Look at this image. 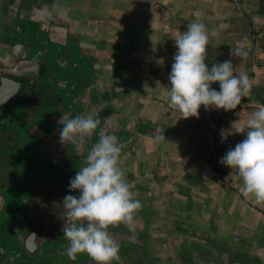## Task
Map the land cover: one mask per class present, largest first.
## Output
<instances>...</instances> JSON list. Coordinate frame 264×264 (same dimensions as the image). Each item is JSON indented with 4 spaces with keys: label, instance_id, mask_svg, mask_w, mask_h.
Returning <instances> with one entry per match:
<instances>
[{
    "label": "crops",
    "instance_id": "crops-1",
    "mask_svg": "<svg viewBox=\"0 0 264 264\" xmlns=\"http://www.w3.org/2000/svg\"><path fill=\"white\" fill-rule=\"evenodd\" d=\"M193 18L210 31L209 65L231 59L237 72L249 75L252 88L237 116L201 105L199 116L183 117L169 103L174 36ZM32 19L56 40L78 41L79 55L95 67L94 85L69 117L91 113L100 121L99 138L102 131L119 137L120 166L142 202L135 230L123 229L141 245L128 264H264V202L243 194L242 177L230 165L232 185H218L203 141L217 114L230 128L264 106V0L240 7L230 0H0L1 53L12 50L9 28ZM213 86L219 89V82ZM61 127L39 136L57 139ZM245 135L229 134L227 150ZM58 147L67 161L72 153L64 143Z\"/></svg>",
    "mask_w": 264,
    "mask_h": 264
},
{
    "label": "clouds",
    "instance_id": "clouds-1",
    "mask_svg": "<svg viewBox=\"0 0 264 264\" xmlns=\"http://www.w3.org/2000/svg\"><path fill=\"white\" fill-rule=\"evenodd\" d=\"M215 30H213V34ZM175 37L176 51L169 73V103L183 117L199 116L203 105L209 108L234 109L252 88L249 75L237 72L231 59L209 65L206 60L210 31L205 23L193 18L184 31ZM240 51L239 49L237 50ZM219 82V89L213 82ZM109 116L106 120H110ZM232 122L221 129L222 140L229 134L244 133L245 137L230 147L221 157L222 163L236 169L243 180L245 196L264 202V106L258 107L245 123ZM62 125L61 141H70L77 148L86 134L97 128L100 121L93 114H66L58 117ZM164 134L157 139H163ZM122 145L114 133L101 132L87 156L86 163L70 177L68 187L78 194L67 193L63 198V235L69 241L65 248L71 259L86 252L97 264H112L119 260L120 244L109 231V225L123 222L135 230L136 211L142 207L135 197L133 185L120 166Z\"/></svg>",
    "mask_w": 264,
    "mask_h": 264
},
{
    "label": "water",
    "instance_id": "water-1",
    "mask_svg": "<svg viewBox=\"0 0 264 264\" xmlns=\"http://www.w3.org/2000/svg\"><path fill=\"white\" fill-rule=\"evenodd\" d=\"M31 22L37 23L40 27V24L37 21H34L32 19ZM50 43L55 44L56 40H50ZM57 43L62 46L59 45L56 48V51L61 53L64 52V54H62V57H65L66 52L64 50H66L67 47L62 43ZM9 46L12 48V50L9 51L6 49L5 54L13 60H16L17 62L14 64L11 63V60H8L10 64H12V70L8 71V65L5 63L6 60L4 61V59H2L0 61V71H3V74L0 78V113H2L4 109H9V113L11 114L12 110H14L15 107L19 105V98L22 99L24 96L22 95V93H20L21 89L19 90V88L21 87L20 81L22 78L29 76L27 74H24L25 72L29 71L30 76L32 77V73L34 72L36 74V77L39 78L42 74V69L45 67H50L52 68V70L47 71V73L50 75L47 76L48 81L44 85L45 90L43 92V99L46 98V103L49 104V114L53 116L50 117V126L54 130L58 125V117L63 114L70 116L73 110L77 107V102L80 99V96H82V93L84 91L88 92L90 85L82 87L81 85H78L77 82H75L81 80L80 77L82 74L79 73L77 62L74 61L73 58H71V63H68V59L70 58L69 55H67V60H63L62 58L52 59V57H50V59L46 58L42 62V60H40V57L43 55L45 56V53L47 51L41 52L39 50L36 51L37 53L31 52V47L28 44L26 45V43L23 44L17 41H15L14 43L11 42ZM45 64L51 66H46ZM29 66L33 67L30 68ZM64 74L65 77H63ZM31 82L33 83V80H31ZM68 82H71V86L68 85ZM26 100H29L28 103H26L27 109L30 106L33 107L40 105L38 103V98L31 99L28 97ZM34 100H37L38 102L35 101L34 103H32L31 101ZM55 101L57 102L53 103ZM60 101L61 103H59ZM40 111L41 110H39L38 113ZM34 130L35 129L33 128V131ZM48 131L51 132V130ZM37 212V218L36 216H31V213L29 212L24 214L23 219L19 220L18 222V224H20V229H18L16 223L14 224L15 227L13 226V230L11 228L3 230V228L0 227V230L2 229V232L0 233V241L2 243H0V264L20 263L18 258L10 255V252H12L18 245L20 246V250H28V257L34 255L35 253H37V256L43 253L42 247L45 246L47 238L52 237L56 232L55 230H58V226L50 220L51 216L42 211V209L40 211L42 213H39L38 209ZM0 216L2 217L0 221L1 225L2 223H4V220L8 216V213H6V215ZM51 226H55V228L52 229ZM4 232H6L7 234H4ZM7 240H9V244L6 242ZM7 244L9 246H7ZM22 253L26 255V252H24L23 250ZM78 255L79 254H77V256ZM27 261L28 260L26 259V262ZM86 263L97 264V261L94 258H89Z\"/></svg>",
    "mask_w": 264,
    "mask_h": 264
},
{
    "label": "flooded vegetation",
    "instance_id": "flooded-vegetation-1",
    "mask_svg": "<svg viewBox=\"0 0 264 264\" xmlns=\"http://www.w3.org/2000/svg\"><path fill=\"white\" fill-rule=\"evenodd\" d=\"M42 31L45 32V46H41L39 44H37V48H34L33 52L36 51H47L48 53L51 52L50 48V40H56L54 39V35L51 33V30L46 26L44 28L39 27ZM68 38V36H67ZM62 43L63 45H67V43H72L75 44V46L79 49V44L78 41H76L74 38L70 37L69 39H67L66 41H59L56 40V43ZM38 48H44V49H38ZM37 53V52H36ZM11 60V63H16V60H13L12 58H9ZM40 60L41 57H40ZM63 63V62H62ZM30 68L33 66H29ZM93 69H95V67H93ZM24 74H27L29 76L24 77L21 79V87L19 88V90L21 89V92L23 96L22 99L19 98V106H24L26 105V103H28L29 100H26L28 97L33 99V98H38L39 102L37 100L31 101L32 103H34L35 101H37L40 105L42 103H44V99H43V94L41 93V89H37L38 86L35 84V82L37 81V77L36 74L33 72L32 76H30V72H25ZM31 77V78H30ZM31 80H33V83L31 82ZM32 84H31V83ZM95 82H93L92 84H90V86L94 85ZM40 88V87H39ZM26 92V93H25ZM46 101V100H45ZM3 114V112L1 113ZM4 116L0 115V125H5L4 124ZM34 132L32 133L33 136L37 139L43 140V147L40 148V150H37L34 156V160H35V166L36 169H32L30 170V174H25V177L21 176L20 174V170L18 169L17 165L9 164L8 161L6 162V160L8 159L7 157H9L8 155H6V149H11L12 145H10L7 142L12 141V137H7L5 141L6 144L4 143V146L2 145L0 147V209L2 212L8 213L7 209L5 208V205H7V201H8V197L5 196V194L8 193V195H10V190H13L15 188V183L18 182V180H23L24 178L26 179V181L24 182V186L25 188L28 190V195H26V198H24L23 200V207L25 205V203L27 202V199L31 197L32 200V204H31V216H36V218L38 217V215H36L38 212L36 211L38 209L39 213L41 209L42 211H44L45 213L49 214L50 220L53 221L57 226L58 229L60 230L59 227V222L62 220V223H64V213H65V209H64V205H63V198L64 196L69 193L72 192L73 194H78V189H72V190H67L66 186L63 184V182L66 180H63V176H74L76 171H78V168H80L83 166V160L86 161V156L91 148V146L96 143L99 139L98 134H96L97 136L95 137V133L99 132L97 130L93 131V139L91 141L87 142V148L85 151H83L81 153V151H79L80 147L77 148L74 144H72L70 141L65 140L64 142L61 141L60 136H58L57 139L54 140H49L46 138V136H39L40 133L45 134L44 131H40L37 127H34ZM2 130V129H1ZM2 139V137H1ZM1 141V140H0ZM4 141V140H2ZM92 142V143H91ZM62 143H64L65 146H67V150H69L68 155L70 154V152L72 153V156H68L67 161L63 160L65 158L62 150L63 147H58V145H61ZM7 147V148H6ZM50 150H53L52 152ZM72 150V151H71ZM78 150V151H77ZM40 154V155H39ZM83 158V159H82ZM70 160V161H69ZM43 162V163H41ZM51 162H55L58 165L54 166V170L50 171L49 175H46L45 173L37 170L42 169L41 167L44 166V169H47V167L51 166ZM8 163V164H7ZM86 162H84L85 164ZM71 164V168H68V165ZM48 165V166H47ZM39 166V167H37ZM33 167V168H34ZM19 170V172H18ZM21 178V179H20ZM44 186V188L42 187ZM16 189H14L11 193H15V197L16 195H18L19 193H17L15 191ZM41 192L42 194H39V197L37 196V193ZM33 194H36L35 196H33ZM36 206H34V205ZM44 204V205H42ZM30 207V206H29ZM36 212V213H35ZM30 213V212H29ZM1 215V214H0ZM109 231L110 233L113 235V237L119 242V240L123 237V239L127 240L130 244H131V250L129 253H127L124 257L121 256L122 253V247H121V242H119L120 244V255H119V263L120 264H128L127 260H128V256H130V254L134 251L135 248L140 247L141 245L138 243V241H136L133 238L130 237H126L125 235V231L123 229H127L126 224H124L123 222L118 223V224H112L109 225ZM52 229L55 228V226H51ZM51 229V230H52ZM57 231V230H55ZM124 233V234H123ZM53 238L56 239V236L53 234Z\"/></svg>",
    "mask_w": 264,
    "mask_h": 264
},
{
    "label": "trees",
    "instance_id": "trees-1",
    "mask_svg": "<svg viewBox=\"0 0 264 264\" xmlns=\"http://www.w3.org/2000/svg\"><path fill=\"white\" fill-rule=\"evenodd\" d=\"M9 29H10L9 32L5 35L6 36L5 40L6 41L8 40L7 43H9V44L11 42L14 43L15 41L23 43V44L26 43V45L28 44L31 47V50H32L31 52L34 51L35 47L37 48V46H36L37 44H39L41 46H45V39H46L45 38V32L39 28V25L37 23H33L31 21H25L23 25H18L16 27H12ZM50 45H51V48H50L51 52L50 53L46 52L45 56L44 55L41 56L42 62L46 58L50 59V57H52V59L53 58H55V59L62 58L63 60L64 59L67 60V55H69L70 58L68 59V63H71V58H73L74 61L77 62V68H78L79 73L82 74L80 77L81 80L75 81V82H77V84L81 85L82 87L88 86V85L92 84L93 82H95L96 76L93 75V74H95V72L93 70L92 64H89L90 62L85 57L79 56V54H78L79 49H77L75 44H72V43H67V45L65 44V46L67 47V49L64 50L66 52L65 57L64 56L62 57V54H64V52L61 53V52L56 51V48L60 44L50 43ZM60 46H62V45H60ZM38 49H44V48H38ZM46 66H51V65L47 64ZM48 70H52V68H50V67L43 68L41 76L35 82V84L38 86L37 89L38 90L41 89L42 94L45 90L44 85L48 81L47 76L50 75L47 73ZM63 77H65V74L63 75ZM68 85L71 86V82H68ZM56 102L57 101H55L53 103H56ZM0 115H3V114L0 113ZM10 122H11V118H10ZM4 124L7 125L6 122ZM5 125H0V129H3V127ZM8 137H10V136H8ZM5 144H6V142H5ZM41 163H43V162H41ZM51 163L52 164L50 166V169L48 167H47V169H44L45 164L43 163L44 166L41 167L42 169L37 170L38 173L40 171V173L43 172L46 175H49L50 171L54 170V166L58 165L55 162H51ZM37 167H39V166H37ZM68 168H71V164L68 165ZM23 177H25V176H23ZM70 177H72V175L71 176H63V180L66 179L63 182V184L66 186V189L69 191L72 190L68 187V185L70 183ZM25 181H26V179L24 178L22 181L18 180V182L15 183L14 189H16L15 191L17 193H19L18 195H16V197L14 196L15 193H11L14 189L10 190V195L6 194L8 197V201H7V205H5V208L7 209L8 216L5 218L4 223H2L0 225V227H2L3 230H7V228H11L13 230L14 229L13 226L15 223L17 224L18 229H20L19 228L20 224H18L19 220L23 219L24 214H26L27 212H30V213L32 212V210H31V204H32L31 197H32V195L30 198L27 199V202L25 203V205L23 207V200H24V198H26V195H28V193H29L28 190L24 186ZM42 187L44 188V186H42ZM39 194H42V193L41 192L37 193L38 197H39ZM35 195L36 194H33V196H35ZM14 198H16L17 204H14L11 201V199L13 200ZM1 219H2V217L0 216V221H1ZM63 225H64V223H62V225L59 224L60 230L58 229L54 233V235L56 236V239L53 238V236L47 238L45 246L42 247L43 253L41 255L37 256V253H35L34 255L28 257V255H29L28 250L22 249L24 252H26V255H24L22 253V250H20L19 248L17 249V247L12 252H10V255L18 258V260L20 262L19 264H87L86 261L89 258H93V257H91L86 252L78 253L79 255L76 257V259H71L67 255L65 248L68 245L69 241L66 240L65 239L66 237L63 235ZM1 232H2V229L0 230V233ZM4 234H7V233L4 232ZM6 242L9 244V240H7ZM119 242H121V247H122L121 248L122 249L121 256L124 257L127 253L130 252L131 244L127 240L122 239V238L119 240ZM0 243H1V241H0ZM8 244H7V246H9ZM26 259L28 260L27 262H26Z\"/></svg>",
    "mask_w": 264,
    "mask_h": 264
},
{
    "label": "rangeland",
    "instance_id": "rangeland-1",
    "mask_svg": "<svg viewBox=\"0 0 264 264\" xmlns=\"http://www.w3.org/2000/svg\"><path fill=\"white\" fill-rule=\"evenodd\" d=\"M8 58L10 57H8L5 53H1L0 51V61L2 59H4V61L6 60L5 63L8 65L7 66L8 71H11L12 64H10L9 62L10 59ZM2 74H3V71L2 72L0 71V78ZM45 100L46 98L44 99V103H42L41 105H37L33 107L30 106L28 109L26 105L24 106L18 105L15 107L14 110H12L11 114L9 113L10 112L9 109L3 110L4 120L2 121H4V123L6 122L7 125H5L2 130L0 129V140H1L0 147L2 145L4 146V143L7 142L5 140L8 136H11L13 138L12 141L7 142L10 145H12V148L11 149L8 148L5 150L6 155L9 156L7 157L8 159L6 160V162L8 161L9 164L13 163L14 165H17L18 169L20 170L21 176H25V174H28V173L30 174L31 168L36 169V167H34L35 166L34 156H35L36 151L40 150V148L43 147L42 146L43 140L37 139L33 136L32 134L34 132L33 128L37 126L44 132L46 130H51L53 132V129L50 126V117H53V116L49 114L50 107H48L49 104L46 103ZM59 103H61V101ZM39 110L41 111L38 113ZM10 118H11V122H10ZM48 168L50 169L49 166ZM11 201L14 204H17L16 198H14L13 200L11 199ZM0 214L6 215V213L2 212L1 209H0ZM59 223L60 225H62V220ZM19 247L20 246L18 245L17 248ZM112 264H120V263H119V260H117V261H113Z\"/></svg>",
    "mask_w": 264,
    "mask_h": 264
},
{
    "label": "built area",
    "instance_id": "built-area-1",
    "mask_svg": "<svg viewBox=\"0 0 264 264\" xmlns=\"http://www.w3.org/2000/svg\"><path fill=\"white\" fill-rule=\"evenodd\" d=\"M234 7H240L245 0H230ZM238 107L232 109L231 116H237ZM229 128V121L221 114H217L208 125V132L204 137V144L210 154V166L212 168L215 182L223 187L232 185V179L226 172V166L221 162L220 157L227 151L230 137L222 140L221 129Z\"/></svg>",
    "mask_w": 264,
    "mask_h": 264
}]
</instances>
